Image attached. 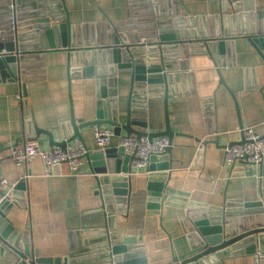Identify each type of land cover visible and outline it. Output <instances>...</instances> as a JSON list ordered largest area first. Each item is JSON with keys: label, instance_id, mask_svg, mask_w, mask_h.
Returning a JSON list of instances; mask_svg holds the SVG:
<instances>
[{"label": "crops", "instance_id": "0c3cea01", "mask_svg": "<svg viewBox=\"0 0 264 264\" xmlns=\"http://www.w3.org/2000/svg\"><path fill=\"white\" fill-rule=\"evenodd\" d=\"M150 2L60 0V9L65 8L71 24L79 28L78 36L84 46L74 47L76 54L81 53L80 49L88 52L85 49L95 47L105 51L120 33L124 35L121 43L125 45L130 37L126 35L127 30H118V27H124L129 19L134 22L148 16L143 11L148 10ZM178 5L180 13L174 15L180 18L174 27L177 40L171 42L178 49L165 53L171 59L186 55L189 69L169 72L178 77L170 82L168 96L169 121L175 134L168 151L171 170L166 184L184 191V195L175 196L187 199V206L193 210L188 214L182 202L174 200L161 207V214L148 212L149 165L133 168L127 210L110 215L104 207V196L98 191V177L105 174L97 173L87 158L77 171L62 163L55 165L49 175L40 156L27 166L4 161L0 173L9 181L19 182L28 175L22 195L26 205L15 203L7 217L20 231H30L32 247L41 256L68 254L71 231L81 230L83 240L88 239L92 246L101 244L105 227L111 225L124 237L142 234L145 254L139 264H173L174 256L182 260L191 254L183 225L189 218L202 212L219 214L232 199H264V159L259 165L238 162L233 168L224 162V147L242 139L243 127H253L264 135V59L247 36L264 31V0H179ZM226 25L240 34L235 37L234 45L227 46L228 52L223 58L216 51L211 54L195 49L191 42L183 43L186 39L197 42L196 39L209 36L213 28L221 30L222 36ZM138 32L141 37L145 30ZM42 41L37 39L26 51V95L19 81L0 76V148L5 149L1 156L8 154L11 147L34 138L33 133H26V126L32 121L40 129L53 132L55 141H62L64 130L72 132V106L77 121L96 118L99 101L96 77L73 76L70 89L69 51L62 47L45 48L46 40ZM218 69L226 86L221 83ZM117 80L119 121L125 123L131 77L120 74ZM208 98L211 101H206ZM143 99L147 131H163L166 127L164 97L155 94L148 99L136 98ZM102 126L113 128L109 124ZM80 131L87 147L96 149L94 125ZM126 134L124 130L121 132ZM37 140L41 148L54 147L47 134L41 133ZM118 140L119 134H115L109 147L121 152ZM241 249L242 252L240 247L232 248L222 258L225 264H264V258L257 262L255 253ZM263 250L257 245V252ZM18 259L10 249L4 252L0 249V264H16Z\"/></svg>", "mask_w": 264, "mask_h": 264}, {"label": "water", "instance_id": "95a60500", "mask_svg": "<svg viewBox=\"0 0 264 264\" xmlns=\"http://www.w3.org/2000/svg\"><path fill=\"white\" fill-rule=\"evenodd\" d=\"M178 3L179 0H151L150 4L148 3V10L143 11L148 16L139 17L134 22L129 19L122 28L117 26L118 30H127L126 35L130 37L125 45L121 43V38L123 40L125 38L123 33H120L105 51L103 48L95 47L85 49L88 52L80 49L81 53L76 54L73 48L84 46L78 36L79 28L71 24L68 11L65 8L60 9V0H0V76L2 78L19 81L26 95L28 78L26 51L39 39L43 40L42 42L46 40L45 48L62 47L69 51L70 89L73 76H95L97 79L99 101L94 120L77 121L72 106L70 121L72 132L67 133V130H64L62 141H55L53 132L40 129L33 121L27 124L26 133H33L36 139L41 133L47 134L51 146L62 148L76 138L84 141L80 129L90 125L109 124L113 126L115 134L119 135L124 130L127 134H135L138 137L148 136L149 139L163 135L169 137L170 146L167 152L162 155H152L149 161L148 188L151 195L147 207L148 212L153 214H161V207L174 200L181 201V206L186 208L188 214L193 210L187 206V199L176 197L177 194L184 195V191L166 184L170 174L168 170H171L168 151L172 147L175 134L169 121L168 96L170 82L178 77L169 72L178 68L189 69L186 55H178L175 59H171L165 53L168 50L178 49V45L171 44L172 41L177 40L174 27L179 23L180 18L174 15L180 13ZM143 13L141 14L144 15ZM224 23L226 24L227 21ZM142 30H145L141 35L143 39L138 36V31ZM221 33V30L216 31L213 28L209 36L200 37L195 40L197 42L186 39L183 43L191 42V46H196L195 49L205 50L211 54L216 51L223 58L228 52L227 46L234 45V39L240 31H234L230 25H226L223 27L222 36ZM247 36L264 59V31ZM29 39H33L34 42L28 41ZM147 45L151 47L146 48ZM216 62L219 64V61ZM218 72L221 83L226 86L219 69ZM120 74H129L131 77L125 123L119 121L118 112L117 75ZM155 94L164 97L166 127L160 132H149L143 108L145 100L137 101L136 98L151 97ZM206 101H211V98ZM239 142H244V138L229 145ZM4 150L0 148V154ZM86 158L97 173L105 174L98 177V191L104 196L106 211L112 215L116 211L127 210L133 170L132 160L135 155L125 156L118 148L107 147L91 150ZM25 188L26 182L22 178L13 190V200L5 201L0 205V249L1 252L6 248L13 251L19 258L16 264H95L98 261H109L110 264H139L144 260L142 256L145 254V243L142 234L124 237L111 225L105 227L104 242L101 244L92 246L88 239L83 240L82 231L76 230L70 232L68 254L55 257L41 256L39 250L32 247L30 231H20L7 217L15 203L26 205L27 200L22 197ZM225 206L219 214L202 212L189 218V222H184L191 254L182 260L174 256L173 264H225L222 258L227 256L232 248L240 247L242 252L241 247H244L248 253H256L257 245L264 249V199L258 201L232 199ZM232 215L234 217H231Z\"/></svg>", "mask_w": 264, "mask_h": 264}, {"label": "built area", "instance_id": "2783aa9c", "mask_svg": "<svg viewBox=\"0 0 264 264\" xmlns=\"http://www.w3.org/2000/svg\"><path fill=\"white\" fill-rule=\"evenodd\" d=\"M15 28V22H13ZM148 99V97H146ZM244 142L226 145L224 147V162L232 168L240 162L259 165L264 159V135L258 133L253 127H243ZM115 135L113 128L94 125V139L96 149H106ZM170 146L168 136H158L149 139L148 136L138 137L135 134L119 135L118 147L122 148L125 156L135 155L132 160L133 168L149 165L152 155H162ZM91 151L85 142L76 138L65 148L54 146L48 149L41 148L38 140L29 138L21 145L13 146L6 155H0V166L4 161L11 160L18 166H27L37 156L44 162L47 175L51 174L55 165L67 163L71 171H77L86 161V155ZM28 175L22 178L26 179ZM18 182H11L0 173V205L8 200H13V190ZM103 195V194H102ZM257 262L264 258V250L255 253Z\"/></svg>", "mask_w": 264, "mask_h": 264}]
</instances>
